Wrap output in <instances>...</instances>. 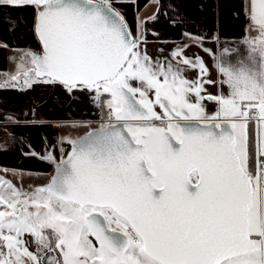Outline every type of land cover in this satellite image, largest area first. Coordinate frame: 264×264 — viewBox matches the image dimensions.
Segmentation results:
<instances>
[{"label": "snow or ice", "instance_id": "obj_1", "mask_svg": "<svg viewBox=\"0 0 264 264\" xmlns=\"http://www.w3.org/2000/svg\"><path fill=\"white\" fill-rule=\"evenodd\" d=\"M118 3L135 0H0L9 32L30 10L38 44L0 40L12 53L0 90L59 86L73 98L86 93L101 112L83 136L58 137L41 153L29 145L24 155L53 166L45 184L25 188L24 170L0 169L20 181L0 176V264H264V0H242L241 48H203L216 81L201 56L186 55L205 34L183 31L182 43L154 57L146 24L156 14L137 15L133 30ZM174 11L170 23L185 24L179 4ZM30 113L0 118L80 123L37 120L35 106Z\"/></svg>", "mask_w": 264, "mask_h": 264}, {"label": "crops", "instance_id": "obj_2", "mask_svg": "<svg viewBox=\"0 0 264 264\" xmlns=\"http://www.w3.org/2000/svg\"><path fill=\"white\" fill-rule=\"evenodd\" d=\"M177 4L179 12L187 18V22L181 25L170 23V17L176 15ZM116 7L125 15L128 25L135 30L137 15L141 20L156 14L155 20L148 21L146 28L147 49L150 55L156 57L170 53L173 47L183 42L181 33L189 31L197 34H205L206 39L202 47L191 46L186 50V55L201 56L209 67L208 79L218 80V72L215 62L211 55L205 53L203 48H211L219 52L223 47L241 48V40L245 34V16L242 12V0H147L140 9H135V4L118 3ZM30 10L24 9L19 15L27 23L18 27L15 31L9 32L8 25L0 23V40L7 42L12 48L38 49L37 41L33 33L29 30ZM167 13L168 15H165ZM12 16L16 13L12 12ZM159 33L154 36L152 33ZM218 36V40L212 39ZM163 49V53L159 50ZM12 53L0 49V70L10 67L8 57ZM188 78H195L196 71H187ZM208 92L216 94L219 85L205 84ZM223 91L228 89L224 86ZM209 113L215 111V104L206 102ZM35 106V118L43 121H78L76 126H63L53 128L47 126H31L26 123L18 125L6 124L0 118V146L6 150H0V169L24 170L26 175L23 177L22 184L25 188L29 185L39 186L48 179L52 171V165L38 159L35 156L24 155L31 149L37 153L44 150L45 143L52 145L58 137L71 136L77 137L87 128L99 125L101 122L98 108L91 103L88 95L76 92L74 98L69 96L61 87L35 84L31 89L20 91L17 89L0 90V112H12L20 121L32 119L30 110ZM159 110V109H157ZM28 115H25V114ZM6 128L12 134V138L6 137L2 129ZM46 138V140H45ZM56 155L60 156V145L55 148ZM27 173H31L28 175ZM0 176L12 180L17 186V180L11 172L0 171Z\"/></svg>", "mask_w": 264, "mask_h": 264}, {"label": "trees", "instance_id": "obj_3", "mask_svg": "<svg viewBox=\"0 0 264 264\" xmlns=\"http://www.w3.org/2000/svg\"><path fill=\"white\" fill-rule=\"evenodd\" d=\"M147 0H135V9L138 10L141 8L142 5H144L146 3ZM99 113H100V117H101V112L98 109ZM63 147L67 150L68 149V145H63Z\"/></svg>", "mask_w": 264, "mask_h": 264}, {"label": "water", "instance_id": "obj_4", "mask_svg": "<svg viewBox=\"0 0 264 264\" xmlns=\"http://www.w3.org/2000/svg\"><path fill=\"white\" fill-rule=\"evenodd\" d=\"M99 125H96V126H91V127H89V128H87L84 132H82L79 136H83V135H85L87 132H89L92 128H95V127H98ZM78 137V136H77ZM67 150H70V146L68 147V149ZM66 150V151H67ZM53 172V166H52V171H51V173ZM50 173V174H51ZM47 182V180L46 181H44L43 183H41L40 185H43V184H45Z\"/></svg>", "mask_w": 264, "mask_h": 264}]
</instances>
